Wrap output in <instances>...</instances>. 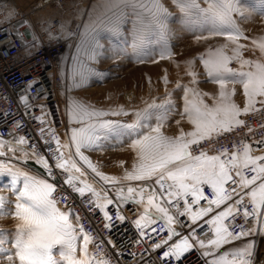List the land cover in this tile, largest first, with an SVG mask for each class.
I'll return each instance as SVG.
<instances>
[{"label": "snow or ice", "instance_id": "snow-or-ice-1", "mask_svg": "<svg viewBox=\"0 0 264 264\" xmlns=\"http://www.w3.org/2000/svg\"><path fill=\"white\" fill-rule=\"evenodd\" d=\"M173 3L182 14L180 23L200 33L195 41L223 39L184 61L190 79L185 83L178 77L173 88H165L162 98H143L139 107L105 108L69 95L62 113L67 119L62 139L45 105L30 103V98L41 95L29 94L37 81L23 85L18 103L41 125L42 143L37 145L27 132L18 134L25 127L20 120L8 129V138L0 136V175L8 177L2 187L14 197L0 194V215L10 212L15 218L13 230L0 229V264H113L107 258L111 253L101 248L105 240L117 254H122L121 248L144 245L142 264H146L144 252L157 250L159 264H182L185 254L193 250L203 264H255L257 237L264 238V136L255 141L247 136L239 142L232 139L230 146L221 140L241 128L252 132L247 114L264 115V35L251 40L250 47L259 54L246 58L242 51L249 46L240 41L249 37L237 23L245 16L240 0H205L203 7L198 0ZM129 14L131 47L137 59L148 55L142 45L151 31L159 36L158 58H171L168 18L172 14L160 0H100L78 33L70 30V21H59L55 33L51 19L40 22V32L48 40L77 36L66 75L69 92L86 85L91 76H102L95 63L115 52L105 49L99 34L104 30L119 34ZM260 14L264 15V7ZM22 23L30 40L18 27L5 34L15 35L31 55L41 40L28 21ZM196 59L203 66V78L194 70ZM233 62L238 67H232ZM58 71L65 78L62 63ZM161 79L169 83L167 75ZM209 81L216 86L213 92L199 87ZM181 90L178 108L173 93ZM37 107L40 114L31 115ZM173 113L180 117L174 121L178 131L169 135L164 129L173 122L169 119ZM3 115H9L8 111ZM181 121H187L190 128L185 130ZM6 125L7 121L0 126ZM124 140L134 155L131 167H124L120 175L100 171L99 164L85 154ZM29 161L42 171L30 169ZM90 174L95 183L89 182ZM57 177L62 178L60 185ZM64 186L70 191L66 193ZM72 195L86 203L89 213L99 211L105 236L85 225V217L69 203ZM60 200L64 208L58 206ZM128 203L135 211L126 215L123 205ZM9 204L11 209L6 207ZM125 222L135 234L117 245L110 232ZM197 229L208 235L201 238ZM90 245H96L94 251Z\"/></svg>", "mask_w": 264, "mask_h": 264}, {"label": "rangeland", "instance_id": "rangeland-1", "mask_svg": "<svg viewBox=\"0 0 264 264\" xmlns=\"http://www.w3.org/2000/svg\"><path fill=\"white\" fill-rule=\"evenodd\" d=\"M21 6V9L29 10L30 3L34 0H16ZM199 4L205 6V0H198ZM100 0H69L68 6L61 9V14L65 21L76 19L78 21V31L83 27V23L87 21L89 11L95 5H98ZM160 3L172 14L168 18L171 35L168 38V44L171 48L172 57L158 58V43L159 36L156 31L146 33L145 41L142 45L143 50L148 52L147 56H140L137 59L138 53H134L131 45L133 42L130 29L132 28V18L129 14L125 18V22L121 25L119 34H112L107 30L100 32L101 43L105 49H111L115 52L112 55L109 52L106 58H101L95 63V68L102 76L96 75L89 77L88 83L80 88H75L71 92L68 91V82L66 79L68 66L72 64V54L75 51L76 39L70 43L60 58L65 70V78L62 79L61 91L59 98L64 113L65 104L69 95L81 99L85 103H90L98 107L112 105H125V107H139L143 98L150 96L163 97L165 88H173L179 77L182 82H187L190 77L186 75L184 61L191 59L197 53L204 52L209 44H215L222 41L223 38L217 40H209L206 42H197L194 40V33L189 31L185 25L180 23L182 14L178 7L173 3V0H160ZM245 16L238 19L237 23L249 37L248 40L241 39V43L248 45L242 51V55L246 58H255L259 54L258 49L250 47L251 40L254 37L264 35V15L260 14V10L264 7V0H240ZM52 9H47L44 12L38 13L35 18L39 23L45 20ZM46 13V14H45ZM232 67H238L236 63L231 64ZM194 70L197 71L203 78V66L199 60L194 61ZM167 75L169 83L165 85L161 77ZM204 91L213 92L216 86L212 82L201 83L199 85ZM182 90L173 93L174 99L177 101V107L182 105L180 99ZM239 100V97H236ZM210 102V101H209ZM65 117V116H64ZM112 119H130V117H110ZM170 121L165 126L164 131L169 135L175 134L178 129L174 121L180 117L173 113L170 116ZM67 124V119L65 117ZM181 126L188 130L190 125L187 121H181ZM129 144V141L124 140L121 143H116L114 146H108L102 151H87L85 154L90 156L94 163L99 164V170L109 175H120L124 167H131V161L123 162V164L112 161V155L120 148ZM18 154V153H17ZM134 154H132L133 156ZM28 167L35 171H42L39 166L33 161L28 162ZM89 182L95 183L90 174ZM98 179V178H97ZM8 180L6 175H0V194H6L9 199H14L10 194V189L2 187ZM99 187V185H96ZM111 192V190L109 189ZM11 209V204L6 206ZM15 218L10 212L7 215H0V229L13 230ZM237 244L238 242H231ZM228 245L222 246L227 249ZM255 264H264V238L257 237V247L254 256Z\"/></svg>", "mask_w": 264, "mask_h": 264}, {"label": "built area", "instance_id": "built-area-1", "mask_svg": "<svg viewBox=\"0 0 264 264\" xmlns=\"http://www.w3.org/2000/svg\"><path fill=\"white\" fill-rule=\"evenodd\" d=\"M68 2L69 0H34L29 4V10H22L16 0H0V125L7 121L6 127L0 126V136L8 138V129L13 127L14 121L20 120L25 127L18 134L23 135L27 132L37 145L42 143L38 131L41 125L38 121L32 120L28 114H25L23 106L18 103V94L24 92L23 85L35 79L37 83L32 89H29L30 97L34 96L36 92H40L41 95L38 99L30 98V103L36 105L43 103L45 105V110L49 113L48 119L52 121L53 125L58 129V134L63 139L65 129L62 125H66V121L62 115L63 110L59 98L62 78L59 75L58 64H60V58L67 46L77 39V36L48 40L45 34L40 32L41 24L36 21L35 16L47 9H52L53 11L49 13L46 19H51L52 31L55 33L58 22L65 21L60 10L68 6ZM9 13H12L10 17L8 16ZM6 17L8 18L6 19ZM23 21H28L31 24L41 40L40 46L31 55L26 54L25 45L15 35L5 34L6 30L15 31V28L18 27L19 31L25 32V39L30 40L31 36L26 33V26L22 23ZM70 22V30L78 33V21L71 19ZM6 110L9 115L5 117L3 113ZM39 114L38 107L31 110V115ZM246 118L252 132L249 133L244 128L234 130L233 133L224 136L221 140L224 146H230L232 139L239 142L243 136H247L251 141L264 136V115L250 113L247 114ZM205 147H208V145H205ZM253 147H256V145L254 144ZM41 151L43 152L45 149L41 148ZM61 179L57 177L55 181L57 185L61 184ZM64 187L66 193L70 191L67 186ZM60 195L61 193H56L57 199H59ZM69 203L74 210L79 211V214L85 217L84 223L86 226L90 225L101 236L107 234L103 229V219L98 210L89 213L86 203L75 195L69 197ZM58 206L64 208L66 205L63 200H60ZM123 209L126 215L130 214L129 210H132L133 213L135 211L131 203L123 205ZM201 227L205 226L202 224ZM96 232L93 234L96 235ZM134 234L135 230L128 222H125L124 226L118 224L110 232L117 245H119L121 240L127 241ZM197 235L205 238L208 234L206 232L202 233L201 229H197ZM95 247L96 245H90V250L94 251ZM143 247L144 245H132L127 249L121 248L120 252L122 254H117V249L107 245L106 240L101 246L102 250L106 249L111 253L107 258L113 259V264H142L140 249ZM129 252H135V255H129ZM159 256L160 250L143 253V259L146 264H154V262L159 264ZM182 264H203V260L193 250L185 254Z\"/></svg>", "mask_w": 264, "mask_h": 264}, {"label": "bare ground", "instance_id": "bare-ground-1", "mask_svg": "<svg viewBox=\"0 0 264 264\" xmlns=\"http://www.w3.org/2000/svg\"><path fill=\"white\" fill-rule=\"evenodd\" d=\"M132 152L128 147V144L124 147H120L113 155H112V161L116 163L123 162H130L132 160Z\"/></svg>", "mask_w": 264, "mask_h": 264}]
</instances>
